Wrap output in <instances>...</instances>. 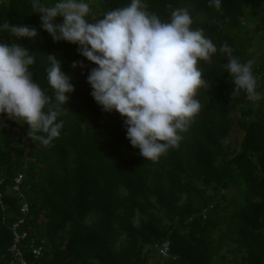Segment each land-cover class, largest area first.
Returning a JSON list of instances; mask_svg holds the SVG:
<instances>
[{"label":"trees","instance_id":"1","mask_svg":"<svg viewBox=\"0 0 264 264\" xmlns=\"http://www.w3.org/2000/svg\"><path fill=\"white\" fill-rule=\"evenodd\" d=\"M85 2L91 8L86 19L93 22L131 0ZM144 2L163 21L171 11L187 9L193 30L202 29L217 47L210 64L199 63L209 85L197 92L199 114L178 133L179 147L156 161L132 147L119 113L95 102L87 75L97 66L79 54V46L54 42L31 0H0V25L7 20L38 31L35 39L0 31V43L17 42L35 54L30 71L46 94L53 95L49 54L62 61L74 86L58 117L60 135L47 146L28 137L27 124L0 116L7 125L0 126V264H18L9 247L10 226L20 217L27 264H149L148 256L158 259L151 246L165 240V264H264V0H221L219 12L209 0ZM224 43L242 63L254 61L262 99L249 101L243 91L231 99L234 84L219 52ZM79 61L85 67L73 68ZM233 126L243 131L238 148L227 142ZM20 172L25 214L11 190ZM31 245L41 248L37 257Z\"/></svg>","mask_w":264,"mask_h":264},{"label":"clouds","instance_id":"2","mask_svg":"<svg viewBox=\"0 0 264 264\" xmlns=\"http://www.w3.org/2000/svg\"><path fill=\"white\" fill-rule=\"evenodd\" d=\"M148 7L144 0H131L128 6L89 22L91 8L85 0H57L52 5L31 0L32 12L40 14V27L53 41L78 45L79 54L97 66L87 75L95 102L104 112L119 113L132 147L144 159L156 161L179 147L178 133L187 131L199 114L197 92L209 87L199 63L210 64L217 47L202 29L193 30L187 9L173 10L163 21ZM209 7L219 12L221 0H209ZM57 17L63 18L62 23H55ZM0 31L15 38L38 36L35 27L7 20ZM219 52L227 57L223 67L234 84L231 99L241 91L249 101L262 99L256 90L254 61L242 63L227 43ZM47 60L52 96L33 80L30 66L35 64V54L17 42L0 43V116L27 124L28 137L45 146L59 137L63 121L58 122V117L65 114L63 106L74 92L71 78L61 70L62 61L55 54L47 55ZM72 67L85 65L79 61Z\"/></svg>","mask_w":264,"mask_h":264},{"label":"built area","instance_id":"3","mask_svg":"<svg viewBox=\"0 0 264 264\" xmlns=\"http://www.w3.org/2000/svg\"><path fill=\"white\" fill-rule=\"evenodd\" d=\"M15 131L17 128H13ZM23 179V173L17 174V176L14 177V184L12 186V191L13 193L19 198L21 202V207L20 211L25 214L28 210V203L25 199V195L22 192L20 185ZM1 196L2 194L0 193V205L2 209H4V205L2 204L1 201ZM24 222V217L18 218L16 221H14L10 229L13 233V242L11 243L9 247V251L12 255V259L15 260L18 264H27L26 259L23 256L22 249L20 248V242L21 239H23L26 236V231L22 230L19 232L20 225L23 224ZM31 251L32 254L37 257L40 253L41 248L34 247L31 245ZM152 250V253L158 258L156 261L151 258V264H165V260L169 257V241L165 240L161 243H155L154 245L151 246L150 248Z\"/></svg>","mask_w":264,"mask_h":264},{"label":"rangeland","instance_id":"4","mask_svg":"<svg viewBox=\"0 0 264 264\" xmlns=\"http://www.w3.org/2000/svg\"><path fill=\"white\" fill-rule=\"evenodd\" d=\"M58 19H59L60 22H62L63 18L62 17H57L55 21L58 22ZM230 113H231L232 116H237V112L233 108H230ZM88 119L89 118L86 115V121ZM242 135H243V131L239 127L233 126L231 128L230 135H229V137L227 139V142L230 143L232 145V147L238 148V144H239V141H240ZM148 257H149L148 262H149V264H151V256H148Z\"/></svg>","mask_w":264,"mask_h":264}]
</instances>
